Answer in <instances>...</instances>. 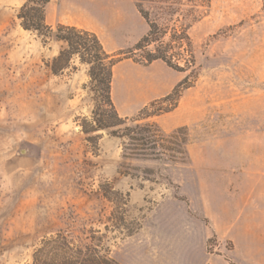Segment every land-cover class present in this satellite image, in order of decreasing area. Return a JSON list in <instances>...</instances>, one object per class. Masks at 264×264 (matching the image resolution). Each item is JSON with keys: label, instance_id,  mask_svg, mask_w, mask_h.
<instances>
[{"label": "rangeland", "instance_id": "obj_1", "mask_svg": "<svg viewBox=\"0 0 264 264\" xmlns=\"http://www.w3.org/2000/svg\"><path fill=\"white\" fill-rule=\"evenodd\" d=\"M23 1L0 0V264H25L56 232L99 243L121 264H143L136 256L150 247L152 211L165 198L208 224L212 264H264V0H210L188 29L186 72L160 60L116 64L111 98L120 116L134 117L153 100L143 103L150 80L168 79L172 89L188 71L197 75L176 108L139 121H155L165 134L186 130L176 160L123 157L120 137L82 131L98 96L87 65L74 58V67L53 73L49 62L63 45L19 25ZM72 1L98 14L87 0ZM73 2L50 0L46 22L79 24L84 12ZM98 15L110 52L147 29L133 0H99ZM201 256L193 250L188 263L205 264Z\"/></svg>", "mask_w": 264, "mask_h": 264}, {"label": "trees", "instance_id": "obj_2", "mask_svg": "<svg viewBox=\"0 0 264 264\" xmlns=\"http://www.w3.org/2000/svg\"><path fill=\"white\" fill-rule=\"evenodd\" d=\"M49 1L24 0L16 17L24 30L33 32L44 42L54 39L62 43L49 62L53 73L74 67L71 65L74 58L87 65V73L98 96L92 121L83 124L82 131L105 129L109 135L120 137L123 157L154 158L168 153L176 160L175 153H178L182 155L178 159H182L185 153L182 147L186 142L183 127L165 134L155 121H139L176 108L183 92L194 85L197 75L193 70L188 71L167 94L149 101L136 116L128 117L120 116L112 101V70L116 63L129 58L145 65L160 60L175 71L186 72L193 65L188 29L207 13L210 0H133L147 29L131 47L116 53L107 50L97 34L85 27L62 22L48 24L45 7ZM179 134L182 135L180 138ZM25 264L121 263L99 243L78 244L66 234L56 232L39 240Z\"/></svg>", "mask_w": 264, "mask_h": 264}, {"label": "crops", "instance_id": "obj_3", "mask_svg": "<svg viewBox=\"0 0 264 264\" xmlns=\"http://www.w3.org/2000/svg\"><path fill=\"white\" fill-rule=\"evenodd\" d=\"M87 1L94 8H97L99 14V0ZM70 2L73 1L70 0ZM72 7L75 10L79 9L84 12V14L80 16L81 22L76 24L95 32L99 37V15L88 9L86 5H82L78 2H73ZM157 61L158 60L151 62L149 66H153ZM116 64L113 66L112 70L113 93L115 84L114 79L116 78L114 68ZM163 73L169 75V78L172 77V71L170 69H166ZM130 81V77L128 76L125 84L128 88H130ZM168 81V79H159L157 81H154V79L150 80L148 90L151 92V95H147L143 103L167 94L171 90L172 85V82L168 83ZM164 201L163 204L161 203L158 205L157 209L155 208L152 211V213L156 215L154 218L158 221V227L152 232V234L155 235L151 236L149 242L150 247L144 249L145 251L141 255H137L136 258L139 260L142 259L143 264H189L188 258L191 257V252L196 250L200 251L202 256H204L203 260L205 264H212L210 257L206 256L204 251V245L211 233L208 224H206L198 214L191 213L187 211V209L183 210L181 207L173 208L167 203L169 200H166V198ZM196 245L198 246L196 247ZM130 249L132 250L131 245Z\"/></svg>", "mask_w": 264, "mask_h": 264}]
</instances>
